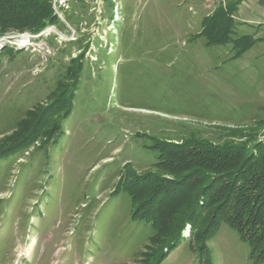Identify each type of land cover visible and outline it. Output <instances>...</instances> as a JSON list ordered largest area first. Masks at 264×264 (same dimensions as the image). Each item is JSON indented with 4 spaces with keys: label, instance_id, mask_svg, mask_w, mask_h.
<instances>
[{
    "label": "rangeland",
    "instance_id": "374dc122",
    "mask_svg": "<svg viewBox=\"0 0 264 264\" xmlns=\"http://www.w3.org/2000/svg\"><path fill=\"white\" fill-rule=\"evenodd\" d=\"M48 1L0 30V264H264L211 227L228 174L175 163L264 144V43L206 31L238 0Z\"/></svg>",
    "mask_w": 264,
    "mask_h": 264
},
{
    "label": "trees",
    "instance_id": "16d2710c",
    "mask_svg": "<svg viewBox=\"0 0 264 264\" xmlns=\"http://www.w3.org/2000/svg\"><path fill=\"white\" fill-rule=\"evenodd\" d=\"M242 1L235 2L228 11L222 7L216 9L210 17L211 25H207L206 28L211 37L216 38L221 36V32L226 33L232 23V15ZM54 21L55 17L48 0H0V30H39L53 24ZM224 40L226 41L225 37ZM252 45L253 43L249 46ZM243 46H240L242 49L239 53H243L249 47L245 49ZM223 152L199 146L185 154H178L176 160L179 162H175L172 157L168 162L172 164L175 162L181 168L199 166L207 171L228 174L225 177L228 183H224L210 197L219 204L216 209L218 214L214 217L215 222L211 227L217 228L222 222L230 224L241 238L248 242L257 261L264 263V144H259L254 153L246 154L239 149L232 154L225 153V149ZM183 207V205L175 209L164 207L163 214L159 215V219L153 217L154 221L156 223L166 221L167 217L177 214L178 210L181 212Z\"/></svg>",
    "mask_w": 264,
    "mask_h": 264
},
{
    "label": "crops",
    "instance_id": "0c3cea01",
    "mask_svg": "<svg viewBox=\"0 0 264 264\" xmlns=\"http://www.w3.org/2000/svg\"><path fill=\"white\" fill-rule=\"evenodd\" d=\"M215 4V0H211ZM241 36L249 32L257 43H264V0H243L232 15ZM247 28L248 30H246Z\"/></svg>",
    "mask_w": 264,
    "mask_h": 264
},
{
    "label": "built area",
    "instance_id": "2783aa9c",
    "mask_svg": "<svg viewBox=\"0 0 264 264\" xmlns=\"http://www.w3.org/2000/svg\"><path fill=\"white\" fill-rule=\"evenodd\" d=\"M66 1H68V0H52L51 1L52 8L56 12V14H57L58 9L61 8V4L66 2ZM59 37L61 39V36H59ZM32 51L43 62H46L47 60H49L54 55V51L45 42H40V43L33 44Z\"/></svg>",
    "mask_w": 264,
    "mask_h": 264
},
{
    "label": "bare ground",
    "instance_id": "6f19581e",
    "mask_svg": "<svg viewBox=\"0 0 264 264\" xmlns=\"http://www.w3.org/2000/svg\"><path fill=\"white\" fill-rule=\"evenodd\" d=\"M23 44H25V43H23Z\"/></svg>",
    "mask_w": 264,
    "mask_h": 264
}]
</instances>
